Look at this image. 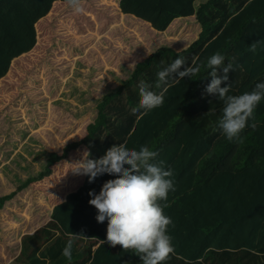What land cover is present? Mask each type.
Returning <instances> with one entry per match:
<instances>
[{"label": "trees", "instance_id": "trees-1", "mask_svg": "<svg viewBox=\"0 0 264 264\" xmlns=\"http://www.w3.org/2000/svg\"><path fill=\"white\" fill-rule=\"evenodd\" d=\"M55 1L67 0H0V79L14 59L34 48L36 24L52 13ZM119 7L123 19L146 23L150 33L188 18L198 27L197 35L188 36L186 44L158 45L137 62L129 78L98 100L85 137L50 152L42 170L0 195V210L51 175L52 167L82 144L88 159L100 158L114 144L137 150L146 145L158 153L156 161H165L173 171L175 191L159 201L172 220L167 232L174 248L163 264H264V100L241 132L242 142H233L218 127L223 101L204 93L211 80L207 60L217 52L225 65L233 64L221 84L229 88L228 95L264 82V0H119ZM258 40L256 52L249 51ZM178 56L186 58V66L199 67L198 75L178 83L170 77L157 87V73ZM141 81L155 92L167 89L163 106L147 114L132 112L139 105ZM14 160L7 166L13 167ZM114 178L105 173L89 183L84 175L79 187L54 204L43 225L23 232L13 248L6 243L9 238L0 241V246L9 245L0 264H142L133 252L103 242L108 221L98 222L97 209L89 204V191L98 194ZM69 240L71 260L62 254Z\"/></svg>", "mask_w": 264, "mask_h": 264}, {"label": "rangeland", "instance_id": "rangeland-1", "mask_svg": "<svg viewBox=\"0 0 264 264\" xmlns=\"http://www.w3.org/2000/svg\"><path fill=\"white\" fill-rule=\"evenodd\" d=\"M81 4L84 11L79 13L67 1L55 5L38 22L34 48L14 59L0 79V195L42 170L50 152L83 139L88 120L95 117V103L129 78L136 63L157 45L169 43L157 32L150 33L146 23L123 19L119 0ZM119 26H126L122 34ZM170 26H185L181 30L185 37L197 35L193 19L180 18ZM74 150L52 167L51 175L5 203L0 210V241L9 238L6 243L16 246L23 232L48 221L54 204L81 185L84 174L74 169L84 160L87 147L82 144ZM15 156L13 167H8ZM8 247L1 243L0 254Z\"/></svg>", "mask_w": 264, "mask_h": 264}, {"label": "clouds", "instance_id": "clouds-1", "mask_svg": "<svg viewBox=\"0 0 264 264\" xmlns=\"http://www.w3.org/2000/svg\"><path fill=\"white\" fill-rule=\"evenodd\" d=\"M76 12H83L81 0H67ZM260 41L249 45L248 50L255 53ZM225 57L219 52L207 60L210 69L209 83L204 93L216 95L223 101L222 116L218 127L229 141H241V132L253 118L257 105L264 100V82L255 84L249 92L241 95H228L229 88L221 87L228 80V73L233 64H224ZM199 67L186 66V58L178 56L166 68L157 73V87L166 85L171 77L178 83L184 77L194 78ZM166 87L160 92L151 90L150 85L141 81L139 84L140 100L136 113L140 109L147 112L162 107ZM202 93V94H204ZM251 127L255 129L253 123ZM242 142V141H241ZM158 153L142 145L139 150L130 149L124 143L109 147L98 159L85 158L74 169L88 176L89 183L105 173L114 179L105 181L99 191H89V204L97 209L96 220L106 219V242L110 246H122L125 251L138 255L142 264H163L174 251L172 238L167 229L172 220L164 214L159 201L167 200L169 191H175L173 171L165 167V161H156ZM80 235V234H77ZM63 256L72 259V241L64 247Z\"/></svg>", "mask_w": 264, "mask_h": 264}, {"label": "crops", "instance_id": "crops-1", "mask_svg": "<svg viewBox=\"0 0 264 264\" xmlns=\"http://www.w3.org/2000/svg\"><path fill=\"white\" fill-rule=\"evenodd\" d=\"M63 2H65V1H55L53 4H54V6L55 5H59V4H62ZM65 7V5L63 6V8ZM45 18V17H44ZM43 19V18H42ZM42 19H40L39 21H41ZM38 21V22H39ZM38 22H37V24L36 25H38ZM121 27V26H120ZM183 27H185V26H168L167 27V29H165L163 32H161V33H163L164 35L167 33V35H162L161 33H159V36H162V37H164L165 39L164 40H161V41H168L169 43H171V42H177V41H181V42H183V43H185V42H188V39H189V37L188 36H191V35H193L192 33H189L188 34V36H184L183 34H181V30H182V28ZM197 26H194V28H195V30H197L198 29V27L196 28ZM120 32V34H122L123 33V30L122 31H119ZM160 41V40H159ZM158 46V45H157ZM156 46V47H157ZM99 61V57H97V54H96V56H95V63L96 62H98ZM105 69L107 70L108 69V67L106 68L105 67ZM110 69V68H109ZM104 74H105V72H103ZM97 79V78H96ZM99 80V79H98ZM96 81V80H95ZM95 104H97V102L95 103ZM45 106L47 107L48 105H47V102H46V104H45ZM45 108V107H44ZM95 109H96V106L94 107ZM87 125V124H86ZM76 150V149H75ZM74 150V151H75ZM86 156V155H85ZM85 158V157H84ZM83 180H84V177H83ZM79 182H80V179H79ZM81 183V182H80ZM82 184V183H81ZM79 187V186H78ZM76 189V188H75ZM75 189H73V190H75ZM72 191V190H71ZM70 192V191H69ZM68 192V193H69ZM64 199V198H63ZM62 199V200H63ZM61 202V201H60Z\"/></svg>", "mask_w": 264, "mask_h": 264}]
</instances>
